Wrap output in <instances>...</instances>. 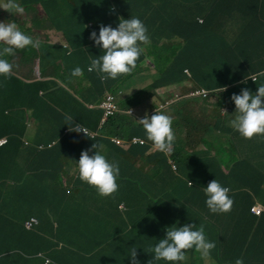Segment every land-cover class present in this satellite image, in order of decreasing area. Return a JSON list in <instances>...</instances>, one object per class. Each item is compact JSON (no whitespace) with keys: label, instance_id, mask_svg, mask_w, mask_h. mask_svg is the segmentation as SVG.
Returning a JSON list of instances; mask_svg holds the SVG:
<instances>
[{"label":"crops","instance_id":"obj_1","mask_svg":"<svg viewBox=\"0 0 264 264\" xmlns=\"http://www.w3.org/2000/svg\"><path fill=\"white\" fill-rule=\"evenodd\" d=\"M97 1L99 2V0ZM158 1L161 2V0ZM133 3L146 10L151 7L149 0H133ZM247 5L253 13L257 12L256 9H259L261 13L264 12V0H249ZM73 9H75L74 6ZM206 11H204L205 15ZM51 15L53 22L43 29L42 59L39 61L36 72L32 71L22 75L23 79L28 80L27 84L21 85L15 80L14 83L6 84L0 90V139L9 137L10 132L13 130L21 134L20 137L23 139V143L19 144V152L7 156V162L3 166L4 180L0 175V204L3 208V214H0L2 218L0 219L3 220L0 242L4 246L5 243L15 240L11 235L14 236L18 232L25 233L15 228L22 227L24 220L36 217L40 221L41 231L45 232V235L43 238L39 237L42 241L35 239H32V241L37 248H40L56 262L60 264H90L89 261H92L94 247L98 245L100 236L105 237L99 247V250H105V255L96 258L94 264H123L120 260L124 252L116 249L125 246L119 243L120 237L115 235L118 227L123 224L121 215H123L124 209L121 208V205L124 200L148 202L139 195L135 188L125 187L124 181H119L118 190L112 196L102 198L94 187L79 179L77 162L81 152L91 149L89 155L91 153L95 154L92 145L97 143L102 145V149L98 150L105 155L106 146L114 148L109 144L108 138L102 136L93 140L76 134H67L68 137L60 140L69 128L68 125H65L66 116L73 117L74 124L78 123L90 129H96L99 126L102 120L101 111L90 108V105L100 101L105 88L111 91L119 90L120 87L117 85L119 80L109 79L107 82H102L97 74L94 76L85 74L83 82L72 81L78 97L67 96L64 92H57L59 96L55 94L53 84L47 82V80H51L53 83L65 82V78L72 77L71 72L74 68L80 65L85 66L86 62L89 66V52L78 47L87 44L83 43L82 38L76 37V35L81 34L82 27L69 7L64 10L52 9ZM66 35L69 39L75 41V44L70 46L71 51L75 52L72 55H68L63 48L67 40ZM261 42L263 40L255 43L250 42L251 47L247 54L249 71L255 74L261 73L257 82H252L245 87L253 94L257 91L255 88L264 85V44ZM100 53V49L94 48L91 51V58H98ZM18 61H25L24 57L19 58ZM64 64H69V66L62 69ZM245 65L247 66V64ZM227 66L229 67L230 63ZM47 67H50L51 70L46 75L41 76L40 70ZM141 68H146V65H142ZM232 72L234 71L228 70L227 81H236L230 79ZM30 74L33 75L30 76ZM141 75H148V73L142 71ZM186 78V76L179 75L177 81L184 80V82H187ZM34 81L40 82V84L52 85L50 92H48L52 97V101L47 100L45 102L43 99L44 92L38 93V88L29 92L27 85H33ZM241 90L229 89L226 93L227 100L233 102L231 96L240 94ZM59 97L68 102L64 105L58 104ZM234 112L231 106L228 105L227 152L222 158L218 157V162H226L227 168L223 177L232 192L242 198V200L234 201L229 212L239 224L240 229L255 227L262 231V236H257L258 247L254 250L250 247L249 252L250 257H260L264 261V214L259 217L250 211V207L252 208L255 205L264 207V135H257L252 139L241 137L229 125V121L234 118ZM21 117L23 118L21 119ZM23 130L24 132H22ZM24 138H30L32 145ZM55 142L59 143L52 149H38L40 145H53ZM17 146L18 144H12L8 149ZM64 149L66 155L63 152ZM205 152L206 149L202 151L203 157ZM105 156L108 159L114 158ZM153 156L162 158L159 154ZM211 158L213 156L209 157V159ZM125 159H131L134 162L133 155L125 156ZM153 167L155 166L153 165ZM180 171L192 178L203 172V165L201 161L194 158L186 163L180 162ZM219 173L212 170L211 177L216 174L219 175ZM241 176L243 179L242 185L233 181V179L237 180ZM164 179L161 176L153 188H158ZM167 179L175 180L176 178ZM55 188L61 190V192H54ZM230 198L234 200V197ZM25 210H28V213L16 216L17 213H23ZM83 218V225H89L90 227V219L95 218L94 226H96L91 230L92 234H89V237L85 239L84 248L75 252L73 247H63L69 252L63 251L59 242H62V239L70 238L77 241L76 236L70 231L77 226V223L80 222L81 224ZM55 221L56 223H53ZM96 222H101V226H97ZM73 223L75 225H72ZM231 224L232 222L225 223L224 218H220V214H217L212 223L204 227L206 230L222 233V235L217 234L207 237L208 240L216 243V247L211 251L210 258L205 264H224L223 259L225 256L231 255L230 242L234 240L233 237L229 236ZM58 226L62 229L58 230ZM151 234L157 235L159 240L166 236L160 237V233L154 229ZM28 237L20 234L15 236V238L22 240L24 245L25 241L29 239ZM113 243L115 245H112ZM89 248H91V251H86ZM21 251L34 255L41 252L31 249H22ZM15 253L16 257L6 260L4 264H43L40 259H30L20 252ZM246 256H249L248 252ZM148 257L150 259L145 261L144 264H149V261L153 258V253ZM186 257L187 259L180 262V264H187L189 260L187 254ZM198 262L199 257L196 258L194 255L190 264H197ZM166 263L169 262L164 260L152 261V264Z\"/></svg>","mask_w":264,"mask_h":264},{"label":"clouds","instance_id":"obj_2","mask_svg":"<svg viewBox=\"0 0 264 264\" xmlns=\"http://www.w3.org/2000/svg\"><path fill=\"white\" fill-rule=\"evenodd\" d=\"M125 1L130 2L134 6H132L133 9L139 8L144 10L142 7L136 6L133 0ZM75 4H78L76 0H22L20 4L18 0H0V13L6 11L14 15L16 19L15 22H0V76L8 79L7 85L14 83L15 80L19 81L21 85L27 84L28 80L23 79L22 75L17 74L18 71L13 69V64L6 57H14L16 55L17 59L15 61L24 57L26 62L27 59H31L39 54L36 63L37 70L39 61L42 59L43 29L53 22L52 9L64 10L67 8L65 6H70L69 8L72 9L71 6ZM198 6L201 7V4L198 3ZM113 11H116V9L113 8ZM72 12L77 18L76 12L74 10ZM196 19L199 23L204 22V19L201 17H197ZM99 22L100 19L96 12L88 15L84 18L81 34L76 35V37L82 38L83 43L87 44L78 46L79 49H85V51L90 52L97 47L98 49H102L103 55L92 59L90 65L84 71L80 67L74 68L71 72L72 77L65 78V82L53 83L51 80H47V82L53 84L54 92H64L67 96L78 97L76 95L77 90L73 87L72 81L83 82L85 74L93 75L96 73L102 82H107L109 79L115 80L121 76L129 75L136 69V62L144 51L143 46L150 45L151 43L146 26L136 17L125 19L121 15L118 18V22L112 25L117 26L116 28L110 25L104 26ZM168 34H171V32ZM66 37L67 40L63 48L67 51L68 55H72L75 52L71 51L70 46L75 44V41L69 39L67 35ZM257 41L255 40L252 43ZM248 52L249 49L246 51V60L243 63L247 64L249 68L247 62ZM179 57H188V46L186 47L183 42ZM191 57H194L193 61L200 62V60H195L196 56ZM144 64L146 67L148 65L153 68L155 67L149 60H146ZM228 70H232L231 66H227L226 71L212 74L209 78H200L198 75L195 76L196 70L193 71L186 64L180 75L186 76L187 82L180 80L176 81L177 85H166L165 87L157 88L155 93L150 94L151 97H146L140 103H132L128 106L123 105L126 98L124 89L120 88L117 91H111L105 88L101 102L90 105V108L100 110L102 114V120L96 129H90L78 123L74 124V119L71 116H66L65 118V125H68L69 128L60 140L68 137L67 134H76L93 140L104 136L116 144L123 143L128 145L126 146L127 149L139 154L147 151V153L144 152L146 157L159 154L168 160L167 164L171 166L172 173L181 176L182 180L187 183L186 189L199 190L207 197L205 201L207 207H203L201 204L198 205V198L191 193V199L185 202L186 212L182 213L185 214L183 216L184 220L180 219L177 223L160 224V227L153 228L156 232L160 233L161 237L166 236L160 239L154 248L150 250L153 253V258L149 261V264H152V261L160 260L169 262L166 264H180V262L187 259L186 254L189 257L187 264H190L194 255L197 258V253H200L201 258L207 261L210 258L211 251L215 249L216 243L207 239L205 234L209 230L204 229V227L210 225L217 214H220V218H224L225 223L232 222L229 229L230 232L234 227L239 228V224L234 220L229 211H231L234 201L242 200V198L236 196L231 188L227 186L226 180L223 177L226 173V162H218V157L222 158L226 153H219L215 148H210L208 142L214 141L215 138L212 136V131L216 130L218 134L225 137L224 146L227 145L228 105L235 111L234 118L229 121V125L241 137L252 139L257 135H264V85L259 86L258 90L255 88L257 92L255 91L254 94L245 88L250 83L259 80L261 73H254L240 83L232 85L231 81H226L222 87L218 86V83L223 75L227 74ZM199 72L206 73L207 71L200 69ZM121 82L117 83L118 87L124 84H121ZM184 83L185 86H183ZM205 83L210 84V86H205ZM213 86L218 87L215 88ZM231 88L242 89L240 94H233L231 96L233 102L227 100L226 96V93ZM48 92H44V94ZM211 98L212 102H205V100ZM154 100H159L160 102H154ZM197 100L200 102H196ZM141 103H144V106L140 105ZM179 103H183V106H181L182 112L177 116L172 111L175 109V105ZM210 103L212 111L208 114ZM120 106L129 108H122L123 110H121ZM135 108L138 109V112ZM118 113H126L138 123L136 132L130 130V132L136 134L135 137L123 141L117 137H109L104 133L105 126L110 118ZM188 116L199 118L202 124L191 121L187 118ZM207 117H209V124L212 130H207L206 132L204 130L202 134L203 123L204 120H207ZM143 135L147 139L143 138ZM3 140L7 142L4 144L0 143V148H5L9 144L10 136L0 139V142ZM58 143L55 142V144L47 146L40 145L38 149H52ZM92 149L95 150L94 155H89L91 149L81 152L79 161L77 162L79 179L87 185L94 187L100 197L107 198L118 190L119 164L115 161L109 162L106 159V156L98 150L102 149V145L94 143ZM205 149L206 152L203 157L202 151ZM63 152L66 155L65 149ZM220 154H223V156ZM210 156H213V158L209 159ZM194 158L201 161L203 172L191 178L180 171V162L186 163ZM212 170H215L217 173L220 172L219 175L216 174L211 177ZM150 172L152 173L154 184L158 182L161 176L165 178L164 173L162 174L159 170L157 171L153 165ZM164 180L158 188L172 187L170 183H164ZM242 181V176L236 180L241 185ZM58 190L55 188L54 192H61V190ZM230 197H234V200ZM149 205V203H143V201L124 200L121 205V208L124 209L123 215L127 213L129 217L123 222V226L118 227L115 234H119L118 236L120 237L127 230L129 231L132 226L140 225L146 213L145 207ZM131 208H134L133 213L130 212ZM250 211L261 217L264 214V207L255 205L252 208L250 207ZM258 211L261 212L258 213ZM32 218L36 219L38 223L32 229H27L25 224ZM134 218L138 220V224L134 223ZM224 225L226 226V224ZM24 227L30 232L36 229L40 231V221L36 217L28 218L24 221ZM151 235L153 236V234ZM119 242H122L126 251L130 252L128 258L131 264H139L137 258L139 259L140 255L137 254V248L132 247L129 249V246L124 243L128 242V239H119ZM59 243L60 248L63 249L65 245L61 242ZM256 247H258V244ZM249 249L250 247L247 246V252L250 257ZM16 252L21 253L22 251ZM151 253H148L145 258L150 259L148 256ZM34 256L33 259H40L43 264H46V260H49L50 264H60L43 251L36 253ZM144 259H141L140 262H145ZM235 264H244V261L238 258Z\"/></svg>","mask_w":264,"mask_h":264},{"label":"trees","instance_id":"obj_3","mask_svg":"<svg viewBox=\"0 0 264 264\" xmlns=\"http://www.w3.org/2000/svg\"><path fill=\"white\" fill-rule=\"evenodd\" d=\"M200 1L204 3L207 11L204 5L201 4V7L198 6ZM248 1L249 0H161V2H159L158 0H149L151 7L148 10H141L139 8L133 9L134 6L125 0H99V2L97 0H76L78 4L74 5L75 9L71 6V10L76 12L81 27L84 25V18L91 15L93 12L97 13L100 19L99 23L104 26L116 24L120 15L125 19L136 17L146 26L151 40L150 45L143 46L144 51L136 62V69L131 74L116 79L119 80L117 83L121 81V84L124 83L120 88L124 89L126 92V98L128 97L129 99L132 97L134 100L133 103H140L142 100H145L146 97H151L150 94L155 93L157 88L165 87L166 85H177L176 81L179 75L182 74V69L186 64L188 67L192 68L193 71L196 70L195 76L198 75L200 78H209L214 73L226 71L227 64L230 63L232 71H234L230 79L236 80L232 82V85L240 83L254 74L249 71V68L243 61L246 60V51L251 47L250 42L263 40L261 43L264 44V12L261 13L259 9H256L257 12L253 13L247 5ZM21 2L22 0H18L19 4ZM113 8H115L116 11H113ZM196 10L197 12L195 13ZM204 11H206V15ZM197 17L203 18L204 22L199 23L196 19ZM7 21L15 22V16L6 11L1 12L0 22ZM112 27L116 28L117 26ZM170 32L171 34H168ZM182 42L186 47L188 46V57H179ZM100 50V55H103L102 49ZM38 56L39 54L31 59H27L26 62L15 61L17 59L16 55L6 58L13 64V69L18 71L17 74L23 75L24 73L32 71L36 72ZM191 56H201L202 59H200V62H196L193 61L194 57ZM91 60L90 51L88 56L89 65ZM146 60H149L155 67L152 68L148 65L146 68H141V65L144 64ZM65 66H69V64H64L62 69ZM79 67L84 71L88 67L87 62L85 66L80 65ZM200 69L206 70L207 72L201 73L199 72ZM50 70L51 68L47 67L40 71L42 75H46ZM142 71L147 72L148 75H141ZM30 75L32 76L33 74ZM94 75H96V73L91 76ZM226 76L227 74L223 75L218 86L222 87L227 81ZM7 81L8 79L0 76V90L5 87ZM218 86L213 87L217 88ZM51 87V84H40V82L35 81L33 85H27L29 92L38 88V93L41 91L46 93L51 90ZM256 89L258 90V87ZM55 94L58 95L57 92H55ZM59 98L58 104L64 105L68 102L62 97ZM43 99L45 102L47 100L52 101L50 93L44 94ZM154 102L160 101L154 100ZM123 105L128 106L125 105V103H123ZM140 105L144 106V103ZM181 106H183V103L175 105V109ZM122 108L128 109L129 107H121L120 109L123 110ZM135 110L138 112L137 108H135ZM22 118L23 117H21V119ZM137 128L138 123L128 114L118 113L110 118L105 126L104 133L109 137H117L125 141L136 136V134L132 132H136ZM130 130L132 132H130ZM22 132H24V130ZM10 133L9 144L5 148H0V175L3 180V166L5 162H7L8 154H17L20 150L19 144L21 145L23 143V139L20 137L22 136L21 134L16 133L15 130ZM143 138L147 139L145 135H143ZM108 142L110 145L114 146V148L106 146L107 151L105 155L114 158L108 159L106 157V159L109 162H118L120 168L117 184H119V181H124L125 187L135 188L139 195L150 204L149 206H144L146 213L140 225L132 226L129 230L130 235L134 236L133 241L124 242L125 245L129 246V249L135 247L139 250L137 254L140 255L139 259L141 260L144 259L148 253H151L150 250L154 248V245L159 240L157 235H151L153 228L160 227V224L177 223L180 219L184 220L183 216L185 214L182 213L186 212L185 202L191 199V193L198 198V205L201 204L203 207H207L205 203L207 197L199 190L186 189L187 183L182 180L183 178L181 176L172 173V168L168 166V160L166 158H157L153 155L146 157L145 153H147V151L139 154L127 149L126 146L128 145L123 143L116 144L110 139ZM12 144H18V146L8 149ZM128 155H133L134 162L131 159H125V156ZM152 165L155 166L154 168L157 169V171L159 170L162 174L164 173V183H170L172 187L153 188L155 184L153 182L152 173L150 172V166ZM172 177L176 179H167ZM0 214H3L1 204ZM121 216L123 222L129 217L127 213ZM1 219L0 237L2 235L3 223ZM94 220L95 218L90 219V227L89 225H83V218L82 223H77V226L70 231L76 236L77 241L71 238L62 239L61 243L68 246V248L73 247L75 252L79 249H83L85 239L89 237V234H92L91 230L96 228V226H94ZM96 224L97 226H101V222H96ZM72 225L75 224L73 223ZM15 229L25 232H18L16 234L34 236L33 239L35 240L42 241L39 237L43 238L45 235V232L41 231V227L40 231L37 229L32 232L26 230L24 222L22 227ZM57 229L61 230L62 228L58 226ZM217 234L222 235L221 232L212 233V235ZM229 236L234 239L230 242L232 252L230 256H225L223 259L224 264H235L238 258L243 259L244 264H264L263 259L260 257L250 258L246 256L247 246L254 250L258 244L257 236H262V231L259 228L250 227L247 229H240L234 227L229 233ZM104 238L105 237L102 238L99 236L98 245L94 247L92 261H89L90 264H94L96 258H101L100 254H105V250H99ZM126 238L129 237L127 235H121L119 239ZM119 243L122 244V242ZM112 245H115V243ZM17 250L18 249H12L9 252L13 253ZM63 250L69 252L68 250ZM116 250L123 251L129 255L124 247L117 248ZM86 251H91V248ZM21 253L31 259L35 257L34 254H27L23 251ZM86 254L88 255L89 253ZM4 255L7 256L8 252H5ZM89 255L92 254L90 253ZM144 263L145 262H140L139 264Z\"/></svg>","mask_w":264,"mask_h":264},{"label":"rangeland","instance_id":"obj_4","mask_svg":"<svg viewBox=\"0 0 264 264\" xmlns=\"http://www.w3.org/2000/svg\"><path fill=\"white\" fill-rule=\"evenodd\" d=\"M200 4H202V5H204V3L202 2V1H200ZM205 6V5H204ZM197 12V10L195 11V13ZM200 59H202V57L201 56H196V58H195V60H200ZM205 86H207V87H209L210 86V84H207V83H205L204 84ZM183 86H185V83L183 84ZM184 88H186V87H184ZM103 99V98H102ZM102 99H100V101L99 102H101V100ZM133 98L132 97H130L129 99H128V97L127 98H125L124 99V103H125V105H130V104H132L133 103ZM98 102V103H99ZM196 102H200V101H196ZM205 102H207V103H209V102H212V98L211 99H209V100H205ZM97 104V103H96ZM155 106H156V104H155ZM212 105H211V103H210V109H209V112H208V114H210L211 113V111H212V107H211ZM173 114L174 115H180V113L182 112V109H181V107H178V108H176V109H174L173 111ZM188 119H190L191 121H193V122H200L201 124H202V122L200 121V119L199 118H194V117H190V116H188L187 117ZM210 123V120H209V117H207V120H204V123H203V128H202V130H201V133L203 134V131L205 130V132L207 131V130H212L211 129V125L209 124ZM53 127H54V125H53ZM212 136L215 138L214 139V141L212 142V140L210 141V142H208L209 144H208V146L210 147V148H215L219 153H226V150H227V148H226V146H224V143H225V137L223 136V135H221V134H218L217 133V131L216 130H214V131H212ZM193 139V138H192ZM24 140L25 141H27V142H29L30 143V145H32V140L30 139V138H24ZM90 155H94L93 153H91ZM220 155H222L223 156V154H220ZM150 168H152V166L150 167ZM233 181H236V180H233ZM130 212L131 213H133L134 212V208H131V210H130ZM25 213H28V210H25V212H23V213H17L16 214V216H21V215H23V214H25ZM134 220V223H137L138 224V220L137 219H133ZM53 223H55V222H53ZM214 231L213 230H209L208 232H206V237H211V235H212V233H213ZM124 235H127L129 238H126V239H128V241H133V239H134V236H131L130 235V231H128V233L126 232ZM11 237L12 238H14L15 240H12L10 243H5V245L4 246H2L1 245V243H0V264H4V262L6 261V260H11V259H13L14 257H16V253L15 252H13V253H10L9 251H11L12 249H18L17 251H21L22 249H31V250H37V251H41L40 250V248H37V246L35 245V243L32 241V239H33V237L34 236H29L28 238V240H26L25 241V245L24 244H22V240H20V239H18V238H15V235L13 236V235H11ZM7 242V241H6ZM65 247V246H64ZM46 250V249H45ZM64 251V250H63ZM137 251H139L138 249H137ZM5 252H8V255L6 256V255H4L5 254ZM126 252H128V251H126ZM129 254H130V252H128ZM105 254H100V256L101 257H103ZM197 255V257H199V262H198V264H205V260L204 259H202L201 258V255H200V253H197L196 254ZM137 260L139 261V263H140V259H138L137 258ZM145 261H148V258H145L144 259ZM120 262H123V264H131V261H130V259L128 258V255L126 254V253H124L123 255H122V258H121V260H120Z\"/></svg>","mask_w":264,"mask_h":264},{"label":"built area","instance_id":"obj_5","mask_svg":"<svg viewBox=\"0 0 264 264\" xmlns=\"http://www.w3.org/2000/svg\"><path fill=\"white\" fill-rule=\"evenodd\" d=\"M5 142H7L6 140L1 141V144H4ZM261 211H258V213H260ZM37 221L36 219L32 218L29 221L26 222L25 226L27 229H32L35 225H37ZM46 264H50L49 260H46Z\"/></svg>","mask_w":264,"mask_h":264}]
</instances>
